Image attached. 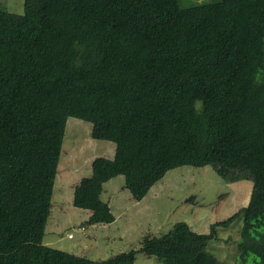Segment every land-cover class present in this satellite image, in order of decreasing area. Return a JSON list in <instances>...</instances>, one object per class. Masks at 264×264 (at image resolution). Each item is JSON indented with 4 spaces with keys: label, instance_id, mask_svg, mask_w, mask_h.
Segmentation results:
<instances>
[{
    "label": "trees",
    "instance_id": "trees-1",
    "mask_svg": "<svg viewBox=\"0 0 264 264\" xmlns=\"http://www.w3.org/2000/svg\"><path fill=\"white\" fill-rule=\"evenodd\" d=\"M186 2V4H185ZM68 117L114 143L73 186L89 223L115 217L103 183L134 201L169 169L252 182L209 231L177 221L93 260L42 242ZM240 221L236 259L264 264V0H23L0 8V264H222L207 249ZM238 254V257H237ZM252 257V258H250Z\"/></svg>",
    "mask_w": 264,
    "mask_h": 264
},
{
    "label": "rangeland",
    "instance_id": "rangeland-1",
    "mask_svg": "<svg viewBox=\"0 0 264 264\" xmlns=\"http://www.w3.org/2000/svg\"><path fill=\"white\" fill-rule=\"evenodd\" d=\"M191 1L208 0H187V3ZM0 8L22 13L23 0H0ZM90 128V123L82 119L68 117L66 120L50 214L42 239L43 243L50 242L48 246L101 260L121 251L138 249L144 235L166 233L177 221L186 222L196 232L206 233L211 223L225 219L247 203L250 180L228 182L210 166L183 165L166 171L136 202L123 187L122 175L105 181L100 197L108 202L115 219L111 223H89L86 209L71 202L72 184L90 174L93 158H111L115 146L111 141L92 138ZM239 229L240 221L220 227L217 236L208 241L206 249L222 264H240L236 259ZM68 233L72 237L68 238ZM134 264L159 262L137 252Z\"/></svg>",
    "mask_w": 264,
    "mask_h": 264
},
{
    "label": "crops",
    "instance_id": "crops-1",
    "mask_svg": "<svg viewBox=\"0 0 264 264\" xmlns=\"http://www.w3.org/2000/svg\"><path fill=\"white\" fill-rule=\"evenodd\" d=\"M107 147H110V145H107ZM111 148V147H110ZM58 171V170H57ZM80 180V178L77 180V181H79ZM76 183H74V184H72L73 186L75 185ZM73 186H72V188H73ZM72 191H73V189H72ZM71 201H72V198H71ZM136 202V201H135ZM85 212H86V214H87V217H89V214H90V211L89 210H85ZM115 217V216H114ZM49 243L50 242H45L44 244H46V245H49Z\"/></svg>",
    "mask_w": 264,
    "mask_h": 264
},
{
    "label": "built area",
    "instance_id": "built-area-1",
    "mask_svg": "<svg viewBox=\"0 0 264 264\" xmlns=\"http://www.w3.org/2000/svg\"><path fill=\"white\" fill-rule=\"evenodd\" d=\"M81 229H82V227H81ZM67 237H68V238L72 237V234H71V233H68V234H67Z\"/></svg>",
    "mask_w": 264,
    "mask_h": 264
}]
</instances>
